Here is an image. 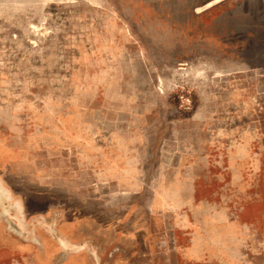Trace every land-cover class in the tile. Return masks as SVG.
<instances>
[{
	"label": "rangeland",
	"instance_id": "374dc122",
	"mask_svg": "<svg viewBox=\"0 0 264 264\" xmlns=\"http://www.w3.org/2000/svg\"><path fill=\"white\" fill-rule=\"evenodd\" d=\"M0 264H264V0H0Z\"/></svg>",
	"mask_w": 264,
	"mask_h": 264
}]
</instances>
